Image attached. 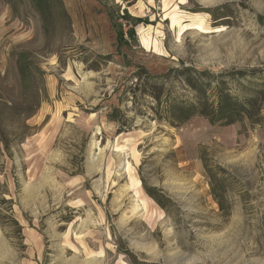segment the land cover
Segmentation results:
<instances>
[{"label":"rangeland","instance_id":"1","mask_svg":"<svg viewBox=\"0 0 264 264\" xmlns=\"http://www.w3.org/2000/svg\"><path fill=\"white\" fill-rule=\"evenodd\" d=\"M264 264V0H0V264Z\"/></svg>","mask_w":264,"mask_h":264},{"label":"bare ground","instance_id":"2","mask_svg":"<svg viewBox=\"0 0 264 264\" xmlns=\"http://www.w3.org/2000/svg\"><path fill=\"white\" fill-rule=\"evenodd\" d=\"M84 263V262H83ZM84 264H87V262L86 263H84ZM88 264H91L90 262H88Z\"/></svg>","mask_w":264,"mask_h":264}]
</instances>
